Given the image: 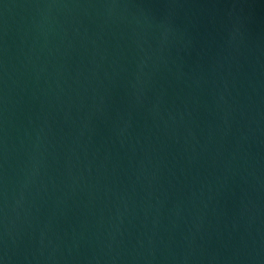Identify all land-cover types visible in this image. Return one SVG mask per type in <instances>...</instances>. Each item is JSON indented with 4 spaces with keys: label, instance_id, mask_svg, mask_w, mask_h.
<instances>
[{
    "label": "water",
    "instance_id": "1",
    "mask_svg": "<svg viewBox=\"0 0 264 264\" xmlns=\"http://www.w3.org/2000/svg\"><path fill=\"white\" fill-rule=\"evenodd\" d=\"M0 264H264V0H0Z\"/></svg>",
    "mask_w": 264,
    "mask_h": 264
}]
</instances>
